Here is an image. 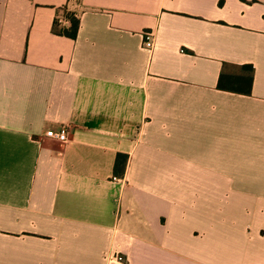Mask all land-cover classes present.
<instances>
[{
  "label": "crops",
  "instance_id": "0c3cea01",
  "mask_svg": "<svg viewBox=\"0 0 264 264\" xmlns=\"http://www.w3.org/2000/svg\"><path fill=\"white\" fill-rule=\"evenodd\" d=\"M0 264H264V0H0Z\"/></svg>",
  "mask_w": 264,
  "mask_h": 264
},
{
  "label": "trees",
  "instance_id": "16d2710c",
  "mask_svg": "<svg viewBox=\"0 0 264 264\" xmlns=\"http://www.w3.org/2000/svg\"><path fill=\"white\" fill-rule=\"evenodd\" d=\"M59 11L65 12V18L68 21L67 26L59 25ZM78 28L79 18L75 16L74 12L68 11L66 6L59 7L57 9V17H55L52 22V32L74 39L77 35ZM239 69H241V71L237 73H227L222 71L217 81V87L221 90L230 92L249 94L253 79V68L251 65H241L239 66ZM121 159L126 160V156L123 154H117L113 168L114 175H121L119 168V165L122 162Z\"/></svg>",
  "mask_w": 264,
  "mask_h": 264
},
{
  "label": "built area",
  "instance_id": "2783aa9c",
  "mask_svg": "<svg viewBox=\"0 0 264 264\" xmlns=\"http://www.w3.org/2000/svg\"><path fill=\"white\" fill-rule=\"evenodd\" d=\"M142 40H141V46L147 50H152L154 47V34L151 30H143L141 32ZM48 137L59 141L61 143H65L69 138V129L67 126H61L58 129H49L45 133ZM111 260L122 262L123 257L121 255L113 254L111 257H109Z\"/></svg>",
  "mask_w": 264,
  "mask_h": 264
},
{
  "label": "rangeland",
  "instance_id": "374dc122",
  "mask_svg": "<svg viewBox=\"0 0 264 264\" xmlns=\"http://www.w3.org/2000/svg\"><path fill=\"white\" fill-rule=\"evenodd\" d=\"M59 15L62 16V17L64 16V18H65V12L59 11ZM61 24H62V22L59 21V25L60 26H62ZM226 71H227V73H237V72H240L241 69L229 66V67H227Z\"/></svg>",
  "mask_w": 264,
  "mask_h": 264
}]
</instances>
